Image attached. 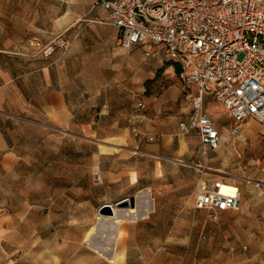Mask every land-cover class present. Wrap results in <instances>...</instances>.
<instances>
[{
  "label": "rangeland",
  "instance_id": "1",
  "mask_svg": "<svg viewBox=\"0 0 264 264\" xmlns=\"http://www.w3.org/2000/svg\"><path fill=\"white\" fill-rule=\"evenodd\" d=\"M51 3L53 0H0V50L3 51L0 61L5 60L8 41H19L43 56L44 50L57 45L55 40L42 45L35 36L23 37L20 28L19 32L11 30L12 18L18 16L26 20L23 29L33 30L38 24L34 15L44 12ZM35 40L39 46H35ZM161 59L166 61L165 66H170L167 57L163 55ZM175 73L176 69L170 78L159 73L156 88L150 91L148 87L142 97L159 96L165 90L170 91V97H175L177 90L183 97ZM210 99H204L203 112L219 131L220 143L228 146L230 138L236 137L230 133L235 124L222 112L212 111L208 105V102L213 105ZM150 120L145 126L133 127L136 137L134 133L132 136L141 145L159 146L160 152L154 154L137 148L141 155L128 160L130 163L137 160L144 171L142 182L135 186L131 185L134 174H120L111 161L118 154L106 156L116 152L105 147L108 142H92L82 134L72 139L64 137L67 140H63L65 145L61 149L54 144L25 148L11 170H0V264H113L114 255L121 256V264H264L261 130L253 136L257 127L245 126L244 130L240 127L239 133L242 130L248 139L253 138L246 140L244 146L236 144L233 152L232 163L240 173L229 172L228 178L235 180L239 188V210L209 216L193 209L197 177L194 166L203 163L204 158L198 137L180 134L179 116L171 118L162 114ZM158 121L171 126L162 132ZM249 122L256 124L253 121L243 124ZM150 136L152 142L148 141ZM165 136L171 139L169 143L165 142ZM68 141L77 145L76 155L74 150H69ZM70 158L77 165V178L66 182L58 172L69 164ZM205 158L207 167H219L220 150L206 152ZM155 163L162 167L156 174ZM104 165L111 170L113 178L94 183L91 171ZM143 203L149 205L148 213L113 224L115 232L110 238L89 234L92 227L112 220L116 213L136 206L142 211ZM91 247L103 253L97 254Z\"/></svg>",
  "mask_w": 264,
  "mask_h": 264
},
{
  "label": "crops",
  "instance_id": "2",
  "mask_svg": "<svg viewBox=\"0 0 264 264\" xmlns=\"http://www.w3.org/2000/svg\"><path fill=\"white\" fill-rule=\"evenodd\" d=\"M99 1L63 0L58 3L53 0L44 12L34 15L38 24L33 30L23 29L24 17L12 18L11 30L19 32L20 28L23 37L35 36L42 45L52 40L67 45L55 44L44 57L19 41L6 43L5 60L0 61V170H11L22 158L25 148H46L54 144L61 149L65 145L63 140H67L64 137L72 139L82 134L92 142H108L105 147L116 152L106 156L118 154L111 161L120 174H134L131 185L135 186L142 182L144 171L137 160L128 161L132 158L131 150L138 148L157 154L160 148L141 145L132 136L133 127L145 126L146 121L152 122L150 117L162 114L171 118L179 116L180 120L188 111L187 102L178 90L175 97H170L169 90L159 96L142 97L148 87L150 91L156 88L159 73L170 78L174 70L165 66L163 59L151 63L144 60L138 47L129 50L118 47L117 30L108 23L107 13ZM138 102L145 104L144 110L137 109ZM208 105L212 111L222 112L231 120L214 101L213 105L211 102ZM158 122L162 132L171 126V123ZM252 125L257 127L255 136L261 130L257 124L249 122L241 128L244 130L245 126ZM242 130L230 138L228 146L221 144L219 139L218 148L207 151L220 150L219 167H208L219 173L217 178L228 179L225 175L229 172L239 175L240 170L232 163L236 144L244 146L246 140L253 138L248 139ZM164 140L169 143L171 139L165 136ZM68 142L69 150H74L76 155L77 145ZM161 168L160 163H155L154 173ZM99 172L103 180L113 178L105 165ZM58 176L66 182L77 178V165L71 158L69 164L61 167Z\"/></svg>",
  "mask_w": 264,
  "mask_h": 264
},
{
  "label": "built area",
  "instance_id": "3",
  "mask_svg": "<svg viewBox=\"0 0 264 264\" xmlns=\"http://www.w3.org/2000/svg\"><path fill=\"white\" fill-rule=\"evenodd\" d=\"M108 23L117 30L116 45L139 47L143 59L168 58L184 91L188 111L178 122L183 136L196 134L203 163L198 174L193 209L209 216L236 212L241 195L235 180L217 178L205 165L208 150L219 146V133L203 112L204 97L220 105L233 121L231 135L253 121L264 136V0H100ZM61 47L65 44L59 43ZM35 46H39L35 40ZM51 49L43 51L44 56ZM144 110L143 102L137 103ZM136 137V133H134ZM148 141L152 142L153 137ZM141 153L134 149L132 156ZM229 177L228 175H225ZM100 183L98 168L91 171ZM234 190L233 193L224 191Z\"/></svg>",
  "mask_w": 264,
  "mask_h": 264
},
{
  "label": "bare ground",
  "instance_id": "4",
  "mask_svg": "<svg viewBox=\"0 0 264 264\" xmlns=\"http://www.w3.org/2000/svg\"><path fill=\"white\" fill-rule=\"evenodd\" d=\"M223 190L227 191L229 193H233L234 192V190H232V189L223 188ZM148 211H149V205L147 203H143L142 211H140V209H138L137 206L135 207V209H133V207H131V209L126 210L125 212H123L121 214L120 213L119 214L116 213V216L112 220L101 221L96 226H94V227H92L90 229L89 234H94L95 233V235H102V236H105V238L107 237V239H108L115 232L114 231L115 228L113 227V224L115 225L119 221L137 219L140 215H144L145 213L147 214ZM143 212H145V213L143 214ZM91 249L94 252H96L97 254L103 253V251L100 250L97 247H91ZM111 263H113V264H121L122 263L121 256H119V255L112 256Z\"/></svg>",
  "mask_w": 264,
  "mask_h": 264
},
{
  "label": "water",
  "instance_id": "5",
  "mask_svg": "<svg viewBox=\"0 0 264 264\" xmlns=\"http://www.w3.org/2000/svg\"><path fill=\"white\" fill-rule=\"evenodd\" d=\"M123 203H126V201L125 202H123ZM131 205L133 206V202L131 201Z\"/></svg>",
  "mask_w": 264,
  "mask_h": 264
}]
</instances>
